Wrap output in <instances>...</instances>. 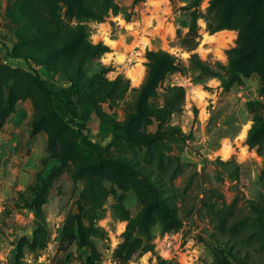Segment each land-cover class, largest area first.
Masks as SVG:
<instances>
[{
	"label": "rangeland",
	"instance_id": "374dc122",
	"mask_svg": "<svg viewBox=\"0 0 264 264\" xmlns=\"http://www.w3.org/2000/svg\"><path fill=\"white\" fill-rule=\"evenodd\" d=\"M18 1L0 0V264H13L15 259L22 264H157L158 259L173 264L216 262L230 235L224 233L222 240L217 212L210 207L219 208L234 221L246 214L248 200L264 204V156L246 142L253 115L264 120V110L252 105L255 100L264 102L259 76L251 73L222 81L201 77L189 66V52L178 45L176 32L186 31L189 10L184 6L193 0H116L119 13L110 12L102 22L87 23L89 40L109 48L87 61L88 71H98L108 81H128L121 96L114 93L97 102V111L105 117L129 120L131 90L138 89L146 73V50H164L181 65L180 71L166 74L157 87L161 93L169 85L183 86L181 109L161 127L149 119L133 122L139 132L163 134L161 171L172 179L169 191L181 224L161 231L153 211L147 226L153 251L139 252L137 240L142 243L146 238L138 225L145 203L136 186L123 176H91L78 170L67 149L75 141L73 125L56 115L29 67L6 58L5 47L17 43ZM209 2L199 0L200 38L193 52L204 62L226 65V51L235 46L237 31H207ZM100 65L108 71L100 72ZM31 67L52 90L65 93L77 113L84 112L88 97L68 90L51 65L32 63ZM131 75H137L138 82ZM89 116L91 139L104 153L137 160L147 156L149 165H157L153 147L151 152L156 153L146 154V146L106 134L96 116ZM223 149L229 150L227 156ZM32 201L40 203L38 211L26 204ZM124 210L128 217L120 218ZM79 224L86 229L78 228ZM37 225L46 231L44 247L36 254L23 248L19 257L20 243L30 240ZM127 232L130 234L125 235ZM242 233L241 229L238 235L247 241L252 264H264V244L258 245L257 239ZM121 242H125L123 249ZM89 249L90 260L86 258ZM227 259L226 264H246Z\"/></svg>",
	"mask_w": 264,
	"mask_h": 264
},
{
	"label": "trees",
	"instance_id": "16d2710c",
	"mask_svg": "<svg viewBox=\"0 0 264 264\" xmlns=\"http://www.w3.org/2000/svg\"><path fill=\"white\" fill-rule=\"evenodd\" d=\"M141 1V0H134ZM199 0H193L184 8L189 10L188 19L184 24L186 31L176 32L177 43L189 52L188 64L204 78H217L225 81L237 77H248L255 73L261 79L260 93L264 95V0H210L206 29L213 33L221 29L237 31L235 46L226 51L227 64L219 62L213 64L202 61L193 52L199 43L197 7ZM117 14L120 7L116 0H19L17 14L20 23L17 25L15 37L17 43L10 48L5 47L6 58L22 61L33 73V79L42 87L54 112L62 121L71 123L74 127L75 141L67 144L68 152L72 155L78 170L89 175L112 173L123 176L133 183L145 207L138 217L145 234V240H137L139 252L153 251V243L147 226L154 211L159 218L161 231H171L178 228L181 220L176 213L173 192H170L169 182L162 175L163 157L161 156L163 134L139 132L133 122L141 119L155 121L161 127L168 118L181 109L184 103L185 88L180 85H169L157 91L164 76L181 70L178 59L164 50H146V73L138 89H132L134 97L129 104V120L117 122L100 114L96 105L113 95L121 96L128 88V81H108L100 78L98 71L89 72L86 63L91 58L109 50L102 42L92 43L88 36V22H102L109 13ZM2 46H4L1 43ZM21 47L22 49H19ZM51 65L58 77L67 83V89L75 94L82 93L88 97L83 113H77L72 102L61 90H52L46 80L41 79L39 72L31 67ZM99 71L105 73L108 68L99 66ZM160 100V101H159ZM252 105L264 110V102L252 101ZM89 115H95L99 121V128L106 134L121 138L135 146H146V154L155 149L157 165H149L145 156L142 160L112 155L103 152V147L91 139V129L88 125ZM137 119V121H132ZM246 142L251 148H256L264 156V120L258 114L252 117V123L247 131ZM264 160V158H263ZM264 164V163H263ZM264 177V165L261 169ZM246 214L240 218L230 220L216 210L218 216V230L229 237L222 243L221 255L212 264H226L228 256L246 264H252L247 250V241L238 233L243 231L247 238L258 240V245L264 244V204L248 200ZM38 211L40 203L32 201ZM120 218L128 217L124 210ZM223 224V226H222ZM227 224V225H226ZM229 225V226H228ZM83 226L79 224L78 228ZM85 229L86 227L83 226ZM130 232L125 233V235ZM28 235V234H27ZM30 240L20 243L18 256L23 254V248L28 252L38 253L44 247L46 231L41 225L31 233ZM78 236L83 237L81 232ZM239 236V237H238ZM125 242L119 247L124 248ZM133 249V247H130ZM86 251V258L91 259L90 251ZM225 255V257H224ZM13 264H22L18 259ZM157 264H173L165 259H158Z\"/></svg>",
	"mask_w": 264,
	"mask_h": 264
},
{
	"label": "bare ground",
	"instance_id": "6f19581e",
	"mask_svg": "<svg viewBox=\"0 0 264 264\" xmlns=\"http://www.w3.org/2000/svg\"><path fill=\"white\" fill-rule=\"evenodd\" d=\"M214 38V36H209V38ZM216 39V38H215ZM208 40V38L207 37H205V41H207ZM211 40V39H210ZM131 78H132V80L133 81H135V82H138V80H139V77L137 76V75H131ZM222 153L225 155V156H227L228 154H229V150H227V149H223L222 150Z\"/></svg>",
	"mask_w": 264,
	"mask_h": 264
}]
</instances>
